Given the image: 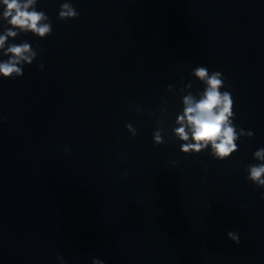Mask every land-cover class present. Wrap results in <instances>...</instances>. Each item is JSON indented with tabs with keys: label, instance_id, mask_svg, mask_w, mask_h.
I'll return each mask as SVG.
<instances>
[{
	"label": "clouds",
	"instance_id": "obj_1",
	"mask_svg": "<svg viewBox=\"0 0 264 264\" xmlns=\"http://www.w3.org/2000/svg\"><path fill=\"white\" fill-rule=\"evenodd\" d=\"M36 4L37 0H0V6L3 8L0 18L10 26L0 34V53L8 57L0 61V77L15 79L22 76L23 66L31 65L39 55L28 42L8 43L6 46L10 38L15 39L20 33L30 32L43 39L52 33L48 16L45 12L36 10ZM78 16L79 12L72 6L70 0H65L61 4L58 13L60 20L75 19ZM39 68L42 70L44 65L40 64ZM191 75L204 85V89L195 95L192 92L182 95L183 111L177 115L175 125L178 127L173 128V134L182 142L180 147L182 153L198 154L210 148L213 158L225 160L238 151L236 141L240 137L251 138L254 134L243 129L238 131L233 123L234 101L230 92L221 91L225 87L221 72L209 73L207 67L198 66L193 69ZM191 87L189 83L179 91L183 94L185 88ZM167 90L172 92L173 86L168 85ZM126 128L133 136L137 135L131 124H127ZM153 139L157 145L164 142L160 130L154 133ZM254 159L259 163L248 166L247 179L257 187L264 188V148L255 151ZM227 235L235 244L240 243L236 232L229 231ZM92 264H104V261L96 258L92 260Z\"/></svg>",
	"mask_w": 264,
	"mask_h": 264
}]
</instances>
